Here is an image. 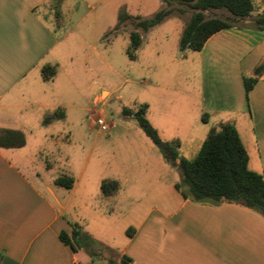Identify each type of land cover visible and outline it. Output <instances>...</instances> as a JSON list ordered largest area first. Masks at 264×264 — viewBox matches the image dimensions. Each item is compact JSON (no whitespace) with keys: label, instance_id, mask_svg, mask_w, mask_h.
<instances>
[{"label":"crops","instance_id":"crops-1","mask_svg":"<svg viewBox=\"0 0 264 264\" xmlns=\"http://www.w3.org/2000/svg\"><path fill=\"white\" fill-rule=\"evenodd\" d=\"M252 1L254 10L249 16L216 32L200 51H194L192 60H199L200 107L193 120L197 123L200 116L205 118L204 135L220 123L233 124L248 153L249 169L261 173L264 72L248 92L243 83L244 77H252L254 68L264 60V30L259 29L264 24L258 23V19L264 18V0ZM105 2L0 0V129L20 130L27 142L28 134L38 128L45 114L66 108L57 80L61 61L65 56L71 57L75 45L81 44L82 36L75 30V22L81 7L85 6L91 14ZM142 46L141 37L138 51ZM93 49L100 58L101 53ZM189 51L193 50L182 52L185 56ZM153 55L161 56L159 45ZM172 63L166 62L164 66ZM47 66L56 68V74L49 79L42 74ZM192 71L193 66L184 64L149 81L151 90L142 102L147 104L146 113L153 112L154 118L149 121L157 130L154 120H187L190 105L178 104L175 98L187 96L188 90L183 91L182 85L191 84ZM143 83L147 84L145 80ZM104 92L110 97V92L103 90L97 101ZM42 135L57 143L56 134ZM175 138L173 135L165 139L178 141L181 147L180 140ZM17 149L21 148H0V264H109L97 258L98 245L111 250L117 264L121 256H128L134 264H264V218L251 209L231 202L213 205L183 198L179 210L175 205L171 210L169 203L162 205L156 201L130 228V234L121 226L114 235L115 225L109 222L103 232L88 230L83 223V208L76 210L79 205H74L75 214L68 216L70 197L81 175L74 179L70 196L64 202L45 184L50 199L26 173L24 165L18 163ZM156 158L160 163L167 161L161 154H156ZM106 179L119 183L113 196H104L101 191L102 201L108 203L110 211L103 210L100 216L106 217L107 213V219L127 207V199L133 195L125 192L146 186L131 184L121 167ZM38 180L43 184L41 177ZM74 226L95 241L92 248L74 249L61 239L62 233L71 236Z\"/></svg>","mask_w":264,"mask_h":264},{"label":"rangeland","instance_id":"rangeland-1","mask_svg":"<svg viewBox=\"0 0 264 264\" xmlns=\"http://www.w3.org/2000/svg\"><path fill=\"white\" fill-rule=\"evenodd\" d=\"M164 7L171 8L172 14L149 34L136 28V18L144 20L153 17L163 8L162 0H106L91 14H88L85 6L81 7L75 22V30H79L82 36L79 41L81 44L75 45V52L71 57L65 56L59 66L57 85L64 92L66 108L61 111L65 116L47 125L43 123L42 117L38 128L28 134L26 144L17 149L20 154L18 163L24 165L26 173L50 199L45 184L64 202L70 196L71 189L56 185L54 180L64 176L76 179L81 175L76 191L70 197L68 216L74 215L76 211L73 206L79 205L76 210L83 208L82 213L86 219L83 223L88 230L103 232L109 222L115 225L112 231L114 235L118 234L121 226L129 234L128 230L136 226L139 218L156 201L162 205L169 203L171 210L174 205L179 210L183 202L175 188L182 181L179 167L168 161L160 163L156 154L162 153L146 136L136 118L124 114L125 109L134 112L143 105L142 99L151 90L148 87L149 81L155 75L178 70L184 64L193 66L191 84L188 83L186 87L182 85L183 91L188 90L187 96L175 98L178 104L190 105L187 120L181 122L179 117H171L163 123L154 120L159 130L152 126L163 140L176 135L175 139L181 143L179 156L187 160L196 157L206 139L203 118L200 116L197 123L193 120L200 107L199 60H192L196 54L194 51L184 52L185 56L180 51L183 26L189 22L194 11L188 5L176 2L171 6L164 4ZM122 11L131 18L119 25V13ZM205 14L206 18L218 17L229 21L233 18L226 10H210ZM132 31H139L143 38L142 48L134 53L135 59H131L127 53ZM158 45L161 47V56L155 58L153 53ZM94 47L101 53L100 58L94 55ZM171 61L172 64L164 66ZM103 90L109 91L110 97L107 98L104 92L97 101L96 97ZM101 114L110 126L106 132L101 131L93 122ZM145 117L153 119V112L146 113ZM49 133L57 135V143L53 144L52 140L42 135ZM120 167L126 170L131 184L145 183L146 186L134 192H125L133 195L127 199V207L107 219L110 209L101 198V181ZM39 177L43 184L38 180ZM103 210L107 211L106 217L100 216ZM96 250H101L104 257L114 256L100 245Z\"/></svg>","mask_w":264,"mask_h":264},{"label":"trees","instance_id":"trees-1","mask_svg":"<svg viewBox=\"0 0 264 264\" xmlns=\"http://www.w3.org/2000/svg\"><path fill=\"white\" fill-rule=\"evenodd\" d=\"M166 6L176 2L188 5L193 9V14L186 24L180 38V51L190 49L200 51L206 41L216 32L231 27L235 20L249 16L254 10L252 0H162ZM210 10H226L232 15V20L213 17L206 18ZM171 8L163 7L153 17L141 20L136 18V28L147 32L159 25L165 18L172 14ZM131 16L126 12L119 13V25L129 20ZM259 24H264V18L258 19ZM264 30V26L259 27ZM130 47L127 50L131 59L141 45V36L138 31L130 33ZM264 72V60L253 70L252 77H244L243 83L248 92ZM44 78L49 79L56 74V68L47 66L43 68ZM147 104L140 105L136 111L124 110V114L136 118L139 126L152 143L159 149L164 158L174 166H178L182 181L175 185L182 198L190 199L196 203H209L220 205L231 202L251 209L264 218V171H252L248 167L249 156L240 139L237 129L231 123H220L212 127L207 133L199 152L192 160L179 156L180 144L178 141L163 140L156 128L145 117ZM63 117L62 111L47 113L43 123L50 124ZM203 120L205 118L203 117ZM26 144L23 132L14 129H0V148H21ZM57 185L71 188L74 179L71 177H58ZM104 196H113L119 189L116 180L105 179L101 183ZM131 230H128L130 234ZM61 239L70 244L74 249L92 248L95 241L79 228H72L71 236L61 234ZM104 248V247H103ZM109 253L113 252L104 248ZM97 258L104 259L109 264H117L115 254L105 258L100 250ZM118 264H134L128 256H121Z\"/></svg>","mask_w":264,"mask_h":264},{"label":"built area","instance_id":"built-area-1","mask_svg":"<svg viewBox=\"0 0 264 264\" xmlns=\"http://www.w3.org/2000/svg\"><path fill=\"white\" fill-rule=\"evenodd\" d=\"M93 122L103 132L108 131L110 128L103 114L99 115Z\"/></svg>","mask_w":264,"mask_h":264}]
</instances>
